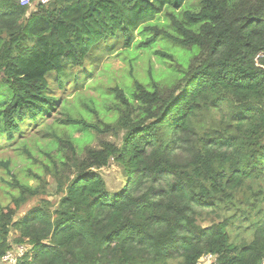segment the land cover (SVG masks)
Segmentation results:
<instances>
[{"label": "trees", "instance_id": "1", "mask_svg": "<svg viewBox=\"0 0 264 264\" xmlns=\"http://www.w3.org/2000/svg\"><path fill=\"white\" fill-rule=\"evenodd\" d=\"M187 2L0 0V146L33 129L38 145L60 140L65 122L83 135L66 140L80 157L51 160L55 203L40 198L15 218L44 181L7 183L0 261L24 245L17 264H264V0ZM119 48L168 58L169 77L112 88L102 130L75 115L44 125L65 109L66 83L79 88ZM100 132L116 140L89 146ZM110 163L125 177L115 192L101 173Z\"/></svg>", "mask_w": 264, "mask_h": 264}, {"label": "rangeland", "instance_id": "2", "mask_svg": "<svg viewBox=\"0 0 264 264\" xmlns=\"http://www.w3.org/2000/svg\"><path fill=\"white\" fill-rule=\"evenodd\" d=\"M198 1L188 0L187 6H195ZM34 6L35 4L32 2L30 7ZM163 20L164 17H160V21ZM167 48L169 47L156 44L157 50L168 52ZM118 51L125 53L117 55V51L113 54L103 52L98 59H95L90 68L85 69L88 75L81 81L79 88H68L70 82L68 81L64 93H58V97L60 95V99L66 101L65 109L58 105V111L54 110L53 115L46 117L43 124L46 126H51L54 122L60 124L65 121L67 115H75L76 118H83L87 121L86 123L99 126L102 130L104 122L112 118V109L114 104L118 102L111 91L112 88L129 85L127 83L132 75L143 83L152 84L154 81L159 85H163L162 82L169 77L168 75L164 76L170 68L171 61L168 58L143 48L131 49L130 51L119 48ZM174 55L175 57L178 56L177 53ZM64 125L66 128L59 131V138L62 141L53 136H46L44 139L38 138V145L34 140L41 135V132L36 133V130L33 129L23 133L25 138L22 136L10 145L0 146V208L11 201L8 192L12 189L8 187L7 183L11 182L12 179H19L22 182L28 181V184L35 186L38 184V180L33 177V174H40L44 181L45 192L23 205L15 218H20L29 207L37 204L40 198L55 203L60 196L56 194V182L52 175L53 163L51 160L58 159L59 155H62L68 162H71L72 156L80 157L81 151L77 148L78 143H71L66 140H81L83 136L78 128H71L67 122ZM101 138L116 140V138L111 137V133L100 132L99 135L93 133L92 140H89L87 144L97 146V142ZM54 141L57 142V146L51 145ZM23 142L24 144H22ZM84 143L82 142V145ZM24 147L30 151V155L24 152ZM57 148L60 149V152H57ZM71 149L75 152H72ZM44 166H48L50 171L45 170ZM101 173L107 189L111 192L118 191L124 184L123 171L115 163H110L109 166L104 167ZM63 175L67 176L69 172L64 171ZM208 260L204 259L202 264H207Z\"/></svg>", "mask_w": 264, "mask_h": 264}, {"label": "built area", "instance_id": "3", "mask_svg": "<svg viewBox=\"0 0 264 264\" xmlns=\"http://www.w3.org/2000/svg\"><path fill=\"white\" fill-rule=\"evenodd\" d=\"M22 6L30 5L31 0H18ZM41 3H46L48 0H37ZM27 247L24 245H15L12 250L6 252V254L2 257L0 264H17L18 259L24 255ZM210 256L205 257V259H209Z\"/></svg>", "mask_w": 264, "mask_h": 264}]
</instances>
